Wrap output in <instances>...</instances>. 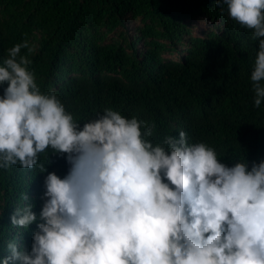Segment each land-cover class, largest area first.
<instances>
[{"label": "clouds", "instance_id": "9594fccd", "mask_svg": "<svg viewBox=\"0 0 264 264\" xmlns=\"http://www.w3.org/2000/svg\"><path fill=\"white\" fill-rule=\"evenodd\" d=\"M251 30L258 51L250 81L264 101V0H215ZM25 39L0 65V169L46 168L61 155L63 178L48 172L37 214L26 193L15 207L16 234L0 264H264V160L220 161L187 134L153 142L156 125L106 108L83 124L54 91L42 93ZM35 224L30 249L22 233Z\"/></svg>", "mask_w": 264, "mask_h": 264}, {"label": "trees", "instance_id": "16d2710c", "mask_svg": "<svg viewBox=\"0 0 264 264\" xmlns=\"http://www.w3.org/2000/svg\"><path fill=\"white\" fill-rule=\"evenodd\" d=\"M25 39L41 92L54 91L78 123L110 108L155 124L153 142L182 130L229 167L264 160V101L254 107L250 81L258 41L215 0H0V65ZM39 163L44 173L0 169V257L21 195L38 214L47 173L68 170L51 151ZM35 227L22 233L29 249Z\"/></svg>", "mask_w": 264, "mask_h": 264}, {"label": "rangeland", "instance_id": "374dc122", "mask_svg": "<svg viewBox=\"0 0 264 264\" xmlns=\"http://www.w3.org/2000/svg\"><path fill=\"white\" fill-rule=\"evenodd\" d=\"M203 28V24L201 22H196L195 23V29H194V33L195 34H198L199 33V30Z\"/></svg>", "mask_w": 264, "mask_h": 264}]
</instances>
